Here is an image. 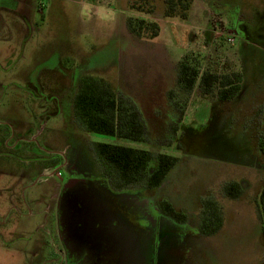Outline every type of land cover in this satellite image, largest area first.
I'll return each instance as SVG.
<instances>
[{
    "label": "rangeland",
    "instance_id": "1",
    "mask_svg": "<svg viewBox=\"0 0 264 264\" xmlns=\"http://www.w3.org/2000/svg\"><path fill=\"white\" fill-rule=\"evenodd\" d=\"M163 1L155 0L156 13L147 15L130 11L129 0H0V264H60L52 197L54 184L63 186L68 175L60 169L61 176L45 181L42 169L63 156L94 163L86 183L104 214L90 264H264V0H194L204 14L194 25L206 30L197 40L175 33L172 24L183 21L163 19ZM84 3L93 5L90 20L80 15ZM97 6L113 9L115 20L99 21ZM129 17L158 21L162 32L152 40L132 34ZM214 24L238 29L235 44L217 40ZM187 57L201 71L242 73L241 93L228 102L205 100L198 87L185 94L178 73ZM89 75L112 83L138 109L145 142L77 126L75 89ZM93 142L179 162L157 189L116 190L102 176ZM229 183L243 186L239 198L225 194ZM208 200L219 204L223 218L211 236L199 230ZM163 201L187 221L161 215Z\"/></svg>",
    "mask_w": 264,
    "mask_h": 264
},
{
    "label": "trees",
    "instance_id": "2",
    "mask_svg": "<svg viewBox=\"0 0 264 264\" xmlns=\"http://www.w3.org/2000/svg\"><path fill=\"white\" fill-rule=\"evenodd\" d=\"M130 11L154 15L155 0H129ZM194 0H164L163 19L177 18L188 20ZM127 26L132 34L147 40H152L161 34L158 21L129 17ZM178 84L185 94L193 92L198 87L199 95L205 100L216 99L219 102L233 101L242 91V73H219L213 69L201 71L199 63L188 57L179 65ZM112 83L97 77L83 76L78 79V89L74 98V114L81 129L88 134L116 137L136 143L146 141V125L138 109L118 96ZM179 113L182 114L180 111ZM174 125V126H173ZM174 135L180 130L173 124ZM92 150L101 164V169L116 188L144 185L151 189L163 186L172 169L176 168L179 159L173 155L161 153L155 155L150 150L136 149L131 146L117 144L94 143ZM240 183H229L224 192L231 199H237L242 194ZM260 214L264 237V188L259 196ZM219 204L208 200L205 202V217L199 226L201 233L214 235L223 225ZM161 215L172 218L175 222L184 224L187 221L185 213L177 211L169 201L161 202Z\"/></svg>",
    "mask_w": 264,
    "mask_h": 264
},
{
    "label": "flooded vegetation",
    "instance_id": "3",
    "mask_svg": "<svg viewBox=\"0 0 264 264\" xmlns=\"http://www.w3.org/2000/svg\"><path fill=\"white\" fill-rule=\"evenodd\" d=\"M235 32L238 34V29ZM77 126L81 129L80 124H77ZM78 160L76 157L69 159L63 156L51 166L42 169L43 177H46L45 181L56 173L61 176L60 169L66 170L68 175L67 183L63 186L54 184L57 188V193L52 197V201L56 200L54 230L55 226H57L59 239V241L57 240V245L54 243L59 256V260L56 263L60 261V264H90L91 259H93V250L98 248L93 242L96 239V242L99 241L100 238L99 234L96 236L94 230H99L102 227L99 216L104 213L95 209L96 202L92 197V184L86 183L89 179L87 173L90 170L94 171V163L88 157L84 164ZM99 165L101 166L100 163ZM102 176L106 177L109 188L110 186L116 188L104 173ZM122 189L116 188V190ZM46 211H52L50 204L46 206Z\"/></svg>",
    "mask_w": 264,
    "mask_h": 264
},
{
    "label": "crops",
    "instance_id": "4",
    "mask_svg": "<svg viewBox=\"0 0 264 264\" xmlns=\"http://www.w3.org/2000/svg\"><path fill=\"white\" fill-rule=\"evenodd\" d=\"M204 14L203 13H201V12H197L196 10H194V8H193V6H192V9H191V12H190V16L188 17V20H186V21H183L181 24H177V23H170V24H172L173 26H175V27H173L175 30H176V34L178 33V32H181L182 34H183V38H185L186 39V37H188V36H190L192 39L194 38V39H196L197 40V38H199V36L200 35H202V31H203V33H204V31H206V30H202V28H199V27H196V25H194L195 23V21H196V23L197 22H200V23H202L203 22V16ZM189 21H191V22H189ZM161 23H163V22H161ZM164 23H166V24H168L169 22H167V21H164ZM160 27H161V24H160ZM161 32H162V28H161ZM179 34V33H178ZM199 35V36H198ZM198 36V37H197ZM159 38V37H158ZM182 38V39H183ZM189 38V37H188ZM175 40H176V44L174 45L175 46V50L177 51V50H180V48H179V40H178V38L177 37H175ZM189 40H191V39H189ZM185 41V40H184ZM195 42V41H194ZM194 42H192V44L194 45ZM167 43V44H166ZM166 43H164L163 41H162V43H160V44H162L163 46H166V47H168V49H170L171 47H173L172 45L170 46V43L169 42H167L166 41ZM196 43V42H195ZM197 44V43H196ZM181 55V54H180ZM179 55V56H180ZM180 58H181V56H180ZM177 59V58H176ZM178 62V61H177Z\"/></svg>",
    "mask_w": 264,
    "mask_h": 264
},
{
    "label": "clouds",
    "instance_id": "5",
    "mask_svg": "<svg viewBox=\"0 0 264 264\" xmlns=\"http://www.w3.org/2000/svg\"><path fill=\"white\" fill-rule=\"evenodd\" d=\"M93 5L89 3H84L81 7L80 15L86 20L91 19V9ZM97 19L102 22H107L109 20L114 21L116 18V12L113 9H106L104 6H97Z\"/></svg>",
    "mask_w": 264,
    "mask_h": 264
},
{
    "label": "built area",
    "instance_id": "6",
    "mask_svg": "<svg viewBox=\"0 0 264 264\" xmlns=\"http://www.w3.org/2000/svg\"><path fill=\"white\" fill-rule=\"evenodd\" d=\"M213 32H215L216 39H222L223 37H226V40L229 44H235L237 33L234 30H230L226 32L227 24L225 26L218 27L217 25L212 26Z\"/></svg>",
    "mask_w": 264,
    "mask_h": 264
}]
</instances>
